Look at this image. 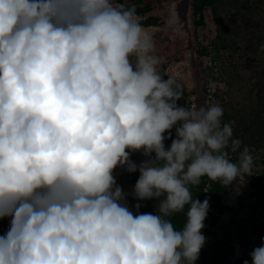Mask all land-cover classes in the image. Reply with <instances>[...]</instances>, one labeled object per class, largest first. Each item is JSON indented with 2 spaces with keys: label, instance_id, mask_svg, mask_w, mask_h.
I'll use <instances>...</instances> for the list:
<instances>
[{
  "label": "clouds",
  "instance_id": "1",
  "mask_svg": "<svg viewBox=\"0 0 264 264\" xmlns=\"http://www.w3.org/2000/svg\"><path fill=\"white\" fill-rule=\"evenodd\" d=\"M164 63L126 0H0V264H196L210 202L193 188L242 183L254 158L220 104L178 103Z\"/></svg>",
  "mask_w": 264,
  "mask_h": 264
},
{
  "label": "rangeland",
  "instance_id": "2",
  "mask_svg": "<svg viewBox=\"0 0 264 264\" xmlns=\"http://www.w3.org/2000/svg\"><path fill=\"white\" fill-rule=\"evenodd\" d=\"M190 2L160 0L157 8L149 14L159 16L161 24L145 26L155 34V50L165 58L166 72L177 76L183 85L184 96L180 101H188L191 105L218 103L223 108L235 104L249 108L252 103L251 72L246 65L248 57L243 45L238 50L221 48L216 39L218 26L211 10L207 8L204 11V25L196 27L192 21ZM173 14L177 21L169 26L167 21ZM219 15L225 25L233 23L228 5L219 8ZM260 18L264 35V9ZM261 60L264 64V52ZM210 84L215 85L214 91ZM255 173L261 181L259 188L251 186L245 179L242 183L234 181L228 193L221 197L222 210L209 208L201 230L207 241L196 264H211L214 240L224 232L230 234L233 246V254L226 262L243 264L240 259H247L251 264L249 253L254 240V227L264 223V166H256ZM212 216L219 217L216 224L211 223Z\"/></svg>",
  "mask_w": 264,
  "mask_h": 264
},
{
  "label": "trees",
  "instance_id": "3",
  "mask_svg": "<svg viewBox=\"0 0 264 264\" xmlns=\"http://www.w3.org/2000/svg\"><path fill=\"white\" fill-rule=\"evenodd\" d=\"M160 0H130L129 4H135L137 13L140 17L147 15L142 19L144 26L159 25L161 20L159 16L149 14L157 8V2ZM191 13L194 26L204 25V11L211 10L218 29L216 39L219 46L223 49L238 50L243 45L244 52L247 54V67L250 70V91L252 92V103L249 108L241 107L237 104L224 109L222 121L224 123L235 121L233 125L234 138H238L247 145L254 158L253 174L244 179L253 187L259 188L261 181L255 173V167L264 166V64L261 55V45L264 44V35L261 31V12L264 9V0H191ZM228 5L231 10L232 24L225 25L219 15V8ZM167 64L161 65L160 70L166 72ZM184 90V89H183ZM185 106H191L188 101H178ZM174 135V132H173ZM170 140L165 141L166 146ZM230 157L235 161L237 153H230ZM132 159L139 162L143 157L139 153H133ZM139 173L122 172L117 177V182L125 188L133 185L138 178ZM231 185L224 187L219 182L209 181L207 178L202 180L199 187L193 188V193L201 201L209 198L210 208L213 211H221L223 208L221 197L227 194ZM208 190V191H204ZM130 204L137 203L131 196L128 197ZM143 204L140 212H152L154 202L152 200L141 201ZM253 219L254 216H252ZM176 227H182L184 223V214L177 213L171 217ZM206 220V219H205ZM218 216L211 217V223L216 224ZM10 226V218H0V235H3ZM264 237V223L254 227V240L251 250L260 246ZM230 234L224 232L220 238H216L213 243V257L211 264H228L227 258L233 254V246L230 244ZM251 258V257H250ZM243 259L240 262L243 263Z\"/></svg>",
  "mask_w": 264,
  "mask_h": 264
}]
</instances>
